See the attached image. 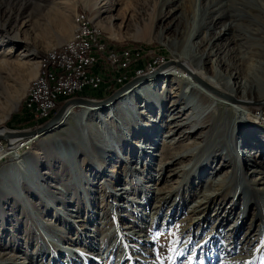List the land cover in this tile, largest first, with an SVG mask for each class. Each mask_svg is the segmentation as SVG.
<instances>
[{
  "label": "rangeland",
  "instance_id": "1",
  "mask_svg": "<svg viewBox=\"0 0 264 264\" xmlns=\"http://www.w3.org/2000/svg\"><path fill=\"white\" fill-rule=\"evenodd\" d=\"M237 2L110 0L98 10L99 4L93 6L88 0H0V51L7 43L15 46L16 54L35 48L39 72L48 58L41 57L39 52L42 50L47 56L48 51L69 41L77 27V16L83 14L98 26L111 48L121 46L139 51L135 62L145 67L139 76L157 70L167 59L176 58L186 46L195 55L193 65L207 56L206 73L217 77L223 87L228 78L236 83L245 82L237 88L236 97L241 98L243 86L247 85L246 99L264 100V13H259V5L254 1L253 12L240 10L234 6ZM213 4L222 5L221 18L210 9ZM63 14L68 15L67 30L60 22ZM195 21L199 36L190 43L186 41L187 32ZM147 25L151 27L150 34L137 36ZM225 29L228 34L218 40ZM183 41L180 47H174V43L178 46ZM154 57L161 60L149 65L147 61ZM33 68L18 72L0 66V109L7 105L5 113L9 114L0 120V125L34 127H19L20 122L14 121L16 114H21L23 100L29 97L31 81L41 72L33 75ZM177 68L181 73L158 84L154 91L158 103L152 108L139 97L131 116L123 113L121 102L116 101L112 117L103 121L97 112L76 105L70 108L71 114L63 124L29 139L18 154H33L31 161L39 174L34 185L23 179L17 181L6 170V166L18 161L13 150L0 159V264H211L206 260L207 253L238 247L237 242L226 245L222 237H217L220 240L216 243L215 236L225 230L234 234L237 241L247 233L253 236V244L240 250L238 256L242 258L236 264H264V185L258 180L264 175V158L260 161L257 157L246 164L244 158L248 154L243 153L245 149L258 153L264 146V118L258 117L264 105L244 106L249 110L248 125L238 130L240 115L228 103H218L211 111L207 128L186 129L192 133L189 138L179 137L167 144L171 149L165 150L166 142L161 139L168 125V111L178 94L179 83L188 82L187 70ZM108 90L102 94L86 87L84 96L103 98L112 93V88ZM12 97L17 102L15 108L8 102ZM154 119L160 123L152 122ZM155 126L162 127L158 153L173 164L161 168V179L151 182L147 172L155 173L160 155L154 158L152 167L138 161L140 166L136 168L133 161L142 152L135 144L145 134L153 135ZM242 132L251 134L248 144L238 147ZM106 134L115 141L102 152ZM70 147L74 154H69ZM180 152L183 156L174 162L173 156ZM185 165L189 166L186 173L173 174L172 169ZM250 168L258 171L251 172ZM123 181L128 190L119 195L115 188ZM148 183L161 189L156 202L146 191ZM215 187L221 188L220 195L205 208L195 207ZM129 196L136 201L130 203ZM246 197L253 201L249 206ZM148 199L151 204H147ZM233 201L230 217L227 211ZM153 204L158 208L153 209ZM243 212H247L246 218L241 221ZM232 223H242V231L236 234ZM55 240H60L62 246L59 254ZM69 247L81 254L70 255L65 250ZM83 253L88 257L84 258Z\"/></svg>",
  "mask_w": 264,
  "mask_h": 264
},
{
  "label": "bare ground",
  "instance_id": "2",
  "mask_svg": "<svg viewBox=\"0 0 264 264\" xmlns=\"http://www.w3.org/2000/svg\"><path fill=\"white\" fill-rule=\"evenodd\" d=\"M88 1L93 6H94V4L98 3L99 6L96 7L98 10L103 8L104 6H106V4L108 2H110V0H88ZM252 1H254V3H256V4L258 3L259 6L257 9H258L259 13L263 14L264 13V0H238V2L234 6H236L240 10L253 12L254 7L252 5ZM162 3H163V1H162ZM113 6L114 5L112 4L111 8H113ZM163 6L165 7V3H163ZM164 7H163V10H164ZM220 7H222V5L217 6V5L213 4L210 6V9H212V11L214 13H216L217 18H221V16H222V12L220 10ZM178 15L182 16L180 14H178ZM86 20H87V22H85ZM214 21L215 20H213V21L210 20V22H212V23H214ZM60 22L63 23L64 28L67 30V27L69 26L68 15L63 14L61 19H60ZM76 22H77V27L74 31L72 38L69 41H67L65 44H63V46H60L58 48H54V49L48 51L47 55L60 54V53H64V55L73 54V51H75V43L79 42L80 39L94 38L93 32H95V35H98V37H101V40H104V42L99 43V50L106 49V42H105L106 40L103 38V35L101 34V31L99 30L98 26L94 25V23L91 22L90 19L87 18L83 14H79L77 16ZM84 23H85V27H84ZM198 25H200V24H198ZM85 29H90V30H85ZM150 29H151L150 25H147V28L144 31H142V32L138 31L137 36L144 37V32H145L146 36H148L150 34V31H151ZM190 29L191 30L188 31L189 33L187 32L188 40H186V41L191 43L194 39L197 38V36H199V28L197 26V21H195L194 26ZM226 32L227 31L225 29L222 33H219V36L217 39L219 40L220 38H222L226 34ZM227 34H228V32H227ZM161 35H162V33H160V36ZM113 36L115 37V35H113ZM184 43H185V41L178 42V46L174 43V47L177 49V47H180V45H182ZM7 44L4 45V49L2 51H0V66H1V68H8V69H11L12 71H16V69H17L18 72H20L23 69H27V68L31 69V67L34 66L33 71L35 73H33V75H35V74L37 75L41 71L37 75V76H40L46 72V70H47L46 65L47 64L50 67V59L47 58V61H46L47 63L44 64L46 68L45 69L41 68V70L38 72L40 64H39V61L37 60L35 48H31V49L29 48L27 50H23V51L19 52L18 54H16L15 46L13 47V46H10ZM110 47H111V45H110ZM174 52H176V51H174ZM177 55L178 56L176 58L172 59L171 62L168 63L166 67L157 68V70H155L153 72L145 73V75L139 76L140 78H138L134 82V84H132L128 88L124 89L118 95V97L116 98L115 101L103 102L102 104L82 103L81 107L86 106V107H88L89 111L97 112L100 115L101 119H103V121H104L105 119H107L108 116L113 115L112 113L115 109L114 105L117 103L116 101H119V102H121L120 110L123 113L132 116V113L134 112L133 111L134 106L136 104L135 100L137 98H139V97L144 98V100L146 101L145 105L148 104L147 107L152 108L155 105V103H158V101H155V99H157L158 95H156V93H154V91L159 86L158 84H162V83L166 82L167 78L170 75L177 76L179 73H181V70H179V68H177V67L186 69L187 71H185L186 72L185 76L187 77L188 82L187 81L186 82L181 81L179 83L180 86H178V88H177L178 94H176L175 99L173 100L171 107L168 111V116H167L168 117V119H167L168 125H167V128L163 134V140L161 139V141L166 142V143H163L164 144L163 146H164V149L167 150V149L172 148L171 146L168 147L167 144L170 145V142H173L177 138H179V137L189 138V135H191L192 133L187 132L186 129L194 128V131H195L196 129L207 128L211 124L210 123V119L212 117L211 111L214 110L215 106L218 103H225V104L228 103V105L232 106L235 109L236 113L238 115H240L241 123L239 124L238 130L239 129L242 130L246 127V125H248L247 122L249 120L248 119L249 117L247 115V112H249V110H247L246 107H244V106H248V105L250 106L251 105V106L260 107V106L264 105V102H261L263 100L256 101V100L246 99L247 85L243 86V94L241 95V98L236 97L235 94L237 93V88L238 87L241 88L242 87L241 85H243L245 83L244 81L241 83H240V81H238V83H240V85H239L236 82H232L228 78L226 83H225V86L223 87L217 77L212 76V75L209 76L205 71L206 70V67H205L206 66V61H205L206 59L205 58L207 56L203 57V58L201 57L203 59V61H199L197 65H195V64L193 65L192 60L195 57V55L188 52L186 50V46H184V50H182L180 53L178 52ZM43 63H45V61H43L42 64ZM156 63H158V62H156ZM168 67H170V68H168ZM74 68H82V61H74ZM142 72H144V69H142V71L138 75H140ZM37 76L31 81L32 82L31 87H30L31 89H29L30 92H29V97L27 100H29L30 96H32L38 90V85H37V81H36ZM148 77H151V78L145 79ZM183 83L185 84V86ZM80 92H81V88H74L72 86L65 87V88H62L60 91L56 92V99L60 100L64 97L69 98L70 96H73L76 93H80ZM8 102H10V105L13 104L14 108L16 107L17 102L14 101V97L8 99ZM253 104H255V105H253ZM256 104H258V105H256ZM13 105H12V107H13ZM17 105H19V103ZM145 105H144V107H146ZM73 106H76V105H71V106L65 108L64 112L59 116L57 123L51 129H54L56 126H59L60 124H63L65 122L66 117L71 114L70 108H72ZM6 109H7V105L1 107V109H0V120H4L9 115L8 112L5 113ZM105 111L109 112V113L106 114ZM258 117L259 118L264 117V110L262 112H260V115ZM40 120H42V119H40ZM152 122H155L156 124L160 123V121L158 122V119L157 120L154 119V121H152ZM155 127H157V128L155 130H153V132H152L153 135L145 134L144 138H141L143 140H140L139 142L137 141V143L135 144L137 149L139 148L140 150H142V152H141L140 157L138 159H136L135 161H133L134 167H136V168L140 166L138 164V161H143V162H145V164L148 163V166L152 167V164H154L153 163L154 158L157 155H160L161 161L157 164L158 167L155 169V173H153V171H151V170H148V172H147V175L150 177L149 180L151 182L154 180L158 181V179L160 180L164 174L163 171H161V170H163L165 167H168L167 165L173 164V162L169 161L168 158L163 157V155H164L163 153L162 154L158 153L157 145L160 144L159 143L160 136H161L160 130H162V127L161 126H155ZM136 128H138V126H136ZM51 129H48V131ZM91 131H92V129H91ZM194 131L192 129V132H194ZM104 133L105 132L103 131V134ZM250 134L251 133L243 134V132H242V134L238 138V147H241V145L245 146V144H248V138L250 137ZM104 137H105L106 143L104 144V147H102V150H101L102 152H105L106 147H110L111 145L114 144V141H115V139H113V137L111 135L106 134ZM31 138H33V137H31ZM31 138H29V139H31ZM58 145H61V144H58ZM69 145H71V141H69ZM17 146H18V144L16 146H13V145L8 146V144H7V147L5 148V150L3 152H0V155H1L4 152H10L13 150L12 153L17 155L16 156V158L18 160L17 163L6 166V170L10 171L13 174V177L17 181L23 179V181H26V182L30 183L31 185H34V183L38 180L39 174H38V170H36L33 162L31 161L33 158V154H18L19 149L22 146L19 149H17ZM197 146H200V145H197ZM136 147H134V148H136ZM60 148H61V146H60ZM69 149H70L68 151L69 154H71L75 151V150H73V147H70ZM35 150H36V153H38L39 147H36ZM194 151H195V148L193 149L192 152H194ZM243 153L248 154L244 158V161L246 162V164L248 163V160L253 159L255 161L257 157L261 161V157L264 158V146L262 148H260L258 153H256V151L254 152V151L249 150V149H245V151H243ZM180 156H183V154H181V152L174 155L173 158L176 159V160H174V162L178 161L180 159ZM2 157L3 156H1L0 159ZM226 161H227V159H226ZM161 168H163V169H161ZM188 169H189V166L185 165V166H182L180 168L172 169L175 171V173H173L174 171L172 173L174 175H177L179 173L181 176L182 174L186 173L188 171ZM250 170H251V172H257L258 171L255 168H252V169L250 168ZM220 179L222 180V177ZM258 180L260 181L261 185L262 184L264 185L263 173H262V176H260L258 178ZM218 182H219V180L216 183H218ZM216 183H215V185H218ZM213 184H214V182H212V185ZM127 190H128V184H127V182H124V181L120 185L116 186V188H115V191L119 195L120 194L122 195L123 192H127ZM162 190H163V188H162ZM146 191L148 192V194H150L152 196V199L155 200V202H156L157 197H159V195L161 194V189L158 186H155V184L148 183V185L146 187ZM262 191H263V195H264V190H262ZM7 192L10 193V191H7ZM220 193H221V188L215 187L214 190L210 194H208V193L204 194L206 196H204L202 194L203 196L202 195L201 196L203 198L198 200L197 203H195V207H201V208L204 207L205 208L206 206H208V204L216 196L220 195ZM237 194L239 195L240 193L237 192ZM149 199L147 201V204H151V200H149ZM127 200H129L130 203H134L136 201L134 199V197L130 198V196H129V199H127ZM246 202H247L248 206L251 203H253L252 199H250L248 197H246ZM234 203H235V201H233V203L229 206V209ZM156 204L152 205L153 209L158 208V207H156ZM221 208L223 209L225 207H221ZM227 213H229L230 214L229 216L231 217V215L233 214L232 209L228 210ZM246 213L247 212H243L242 217H241V221H243L246 218ZM217 215L219 216L220 213H217ZM223 220L224 219L219 221L218 225H220L221 222H223ZM226 220H228V219H226ZM241 224L242 223H240V224L238 223L235 225V223H232L233 226L232 225L231 226H232L233 230H236V234H238L242 231ZM262 229L263 228H261L260 230H262ZM260 230H259V232H261ZM225 231L221 235L218 234V236H215V239H217L216 243L219 242V240H220V239L218 240L217 237H219V238L222 237L221 240H224L225 243L227 242L226 245H231L232 243L236 244V242H237L238 247H236V248L232 247L231 249L228 248L229 249L228 251H221V253H220V250H218V249H216L215 252L212 251L211 254L207 253L205 255L207 258L206 260H210L211 264H236L237 263L236 260L242 258L241 255L238 256L239 254H241L240 250H245L246 248L250 247L248 245L252 242V239H253V236L251 234L248 235L249 233H247V235L245 234L241 238V240L237 241L238 238H236V236L234 234H232V233L227 234L228 232L226 233ZM87 234L90 235L89 233H87ZM54 243H55L54 245L56 246V249L58 250V254H59V251L62 250V246H60L61 245L60 240H57V241L55 240ZM252 244H253V242H252ZM94 246H95V244H94ZM65 250H67L69 252V254L72 256H76L77 254H81V252L78 249L73 248V247H69ZM82 255H84V258H85L86 253L85 254L83 253ZM218 255H219V257H218ZM86 257H88V256L86 255ZM238 263H239V261H238Z\"/></svg>",
  "mask_w": 264,
  "mask_h": 264
},
{
  "label": "built area",
  "instance_id": "3",
  "mask_svg": "<svg viewBox=\"0 0 264 264\" xmlns=\"http://www.w3.org/2000/svg\"><path fill=\"white\" fill-rule=\"evenodd\" d=\"M93 35L94 38L80 39L75 43L73 54L47 55L50 59V67L44 74L37 76L38 90L23 105L28 116L36 120L49 117L59 102V99H56V92L62 88L72 86L81 88V92H85L86 87H91L104 94L108 93L112 85L124 84L129 77H134L145 68L135 62L140 55L138 50L121 46L111 48L109 43H106V49L99 50V43L104 40L95 35V32ZM160 60L154 57L147 63L151 65ZM74 61H82V68H74ZM27 141L19 142L17 149ZM6 147L7 142L0 139V152ZM7 153H2L0 157Z\"/></svg>",
  "mask_w": 264,
  "mask_h": 264
},
{
  "label": "water",
  "instance_id": "4",
  "mask_svg": "<svg viewBox=\"0 0 264 264\" xmlns=\"http://www.w3.org/2000/svg\"><path fill=\"white\" fill-rule=\"evenodd\" d=\"M170 62L171 60L167 59V61L158 65V68H164ZM138 78H140L139 75H136L132 79L125 81L124 84L120 85L114 92L103 98H95L91 96L86 97L80 95L70 96V98L63 100V103L58 107V109L54 112L52 116H50L44 122L39 123V125L37 126L16 128V127L8 126L7 124L6 125L2 124L0 125V128L2 129V130L0 129V139L6 140L8 146H12V145L16 146L19 142H22L23 140H29V138L38 136L39 133L46 132L48 131V129L54 127L55 124L57 123V120L59 119V116L64 112L65 108L71 105L81 106L82 103L102 104L103 102L115 101L118 95L124 89L134 84V82ZM261 102H264V100Z\"/></svg>",
  "mask_w": 264,
  "mask_h": 264
},
{
  "label": "trees",
  "instance_id": "5",
  "mask_svg": "<svg viewBox=\"0 0 264 264\" xmlns=\"http://www.w3.org/2000/svg\"><path fill=\"white\" fill-rule=\"evenodd\" d=\"M106 42V41H105ZM39 53H41L40 54V56L41 57H47L46 55H45V53L41 50ZM46 67L48 68L49 67V65L47 64L46 65ZM45 67V65L44 66H42V69H45L46 68ZM130 78V77H129ZM127 79L126 81H128V80H130V79H132V78H130V79ZM120 86V84L119 85H112V90H111V92H113V91H115L118 87ZM86 93L85 92H80V93H76L75 95H82V96H84ZM95 96V95H94ZM99 97H103V95H101V96H99ZM27 99H28V97H27ZM64 99H67L66 97H64V98H62V99H60V100H58L59 102H58V104L56 105V107H55V110L54 111H56L57 109H58V107L63 103V100ZM22 101V100H21ZM27 101L28 100H23V102H22V108L20 107L19 109H22V110H20L19 112L21 113V114H16V116L14 117V119H16V120H14V121H17V122H20L19 124H20V126L19 127H22V126H37V125H39V123H42V122H44L45 121V119L47 120L50 116H52V114L54 113H52L49 117H47V118H45V119H42V120H40V119H38V120H36V119H34V118H31L30 116H28L26 113H25V110H24V104H26L27 103ZM15 124V123H14ZM14 126H16V125H14Z\"/></svg>",
  "mask_w": 264,
  "mask_h": 264
}]
</instances>
